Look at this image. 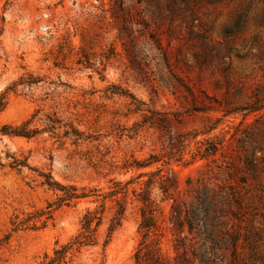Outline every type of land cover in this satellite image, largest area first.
<instances>
[{
    "label": "rangeland",
    "instance_id": "1",
    "mask_svg": "<svg viewBox=\"0 0 264 264\" xmlns=\"http://www.w3.org/2000/svg\"><path fill=\"white\" fill-rule=\"evenodd\" d=\"M0 31V94L19 76L34 81L7 90L0 110V264H31L50 253L98 204L75 199L53 210L45 226L13 231L15 216L42 212L60 193L42 185L40 173L64 186L107 191L111 179L124 183L164 160L162 171L174 173V195L187 219L177 233L172 200L152 190L163 254L172 256L180 237L194 263L204 255L229 264V235L236 232L239 264H264V0H0ZM112 84L156 110L181 115L174 130L189 135L182 155L169 154L153 128L128 131L139 113L124 116L128 99L110 96ZM34 113L30 126L41 128L45 115L55 113L60 127L29 138L3 132V125H19ZM64 123L89 138L63 136ZM204 139L222 143L214 155L199 158L196 142ZM150 153L160 160L119 168ZM145 179L128 184L125 216L103 264H133L140 234L130 188ZM99 252V244L83 249L73 264H98Z\"/></svg>",
    "mask_w": 264,
    "mask_h": 264
},
{
    "label": "trees",
    "instance_id": "2",
    "mask_svg": "<svg viewBox=\"0 0 264 264\" xmlns=\"http://www.w3.org/2000/svg\"><path fill=\"white\" fill-rule=\"evenodd\" d=\"M33 82L32 76L30 74H25V76H19L7 90H15L18 86H29ZM7 90L0 94V110L3 109L6 104L5 95ZM107 90L110 96L119 95L128 99L127 113L124 114V116L130 112L139 113V120H135L130 126V129H128L132 135H135L138 131L153 128L159 131L160 137H163L164 140H162L161 144L169 149V154L178 151L179 156L182 155L187 145L186 141L189 135L187 132L183 133L174 130V123H179L181 120V115L179 113L156 110L148 106L145 102L136 99L127 89H121L113 84L110 85V88H107ZM186 90L188 91V89ZM188 93L191 95L190 91H188ZM258 108L260 107H253L252 110ZM34 117L35 113L30 119L21 122L19 125H3L2 130L9 135L29 138L42 131H48L54 134L56 129L60 127V119L55 116V113L45 115L41 128L34 125L30 126V122ZM63 126L66 127L63 131V136L72 137L74 141L89 138V136H83L82 132L78 131L72 123H64ZM211 128L214 127L211 126L210 129ZM125 129H127L126 126L120 127V131ZM194 137L195 135L191 136V138ZM202 141L196 142L199 143V145L196 146L195 155L199 158L214 155L222 143V141L218 142L211 139H204V142ZM159 160L160 158L158 156L150 153L143 159H132L130 162L125 161L119 168L135 167L136 169H143L153 165ZM168 164L169 161L164 160L162 161V167H155L152 171L139 172L132 180H128L124 183L111 179V186H109L107 191H102L99 188H88L86 186H64L54 180L49 173H40L39 175L44 178L40 183L53 191H60V193L56 196L55 201L46 204L45 210L42 212L22 219H18L17 216H15V219L11 221L13 231L25 226V224H29V227L33 229L45 226L47 221L52 219L53 210L61 205H68L75 199L91 198L92 202H98V204L94 208H87L83 212L79 220L77 231L66 242L54 247L50 253L44 252L38 260L31 264H73L76 257L83 249L94 247L98 244L100 245V258L98 264H103L105 261V248L111 241L114 232L119 228L125 216L128 184L144 176H146V179L139 183L138 189L130 188L132 196H134L135 201L138 203L139 221L137 230L140 234V239L133 253V264H214L213 260H209L204 255H200L199 261L194 263L193 256L188 254V247L180 237L174 239V254L172 256L165 255L161 251L160 243L162 230L159 222L160 207L151 195L152 190L157 188L163 194L164 198H170L172 200L170 208L171 211L174 212L173 218L176 224L174 229L177 233L183 230L182 226L181 229L178 227V224H181L180 221H182V219H187L185 216H182V209L178 205L174 195L178 187L174 173L169 169L164 172L162 171L163 167ZM15 165H25V163L18 162L15 163ZM109 165L115 168L118 167L114 164V161H110ZM107 202L112 204L109 206L112 212L107 219V225L102 240L99 242L98 230L102 223ZM187 226L188 231L192 230V222L188 223ZM229 236L232 256L229 264H239L240 261L238 260V256H236V250L240 234L235 232L233 234L231 233ZM204 244H206L205 239L202 240V245Z\"/></svg>",
    "mask_w": 264,
    "mask_h": 264
}]
</instances>
